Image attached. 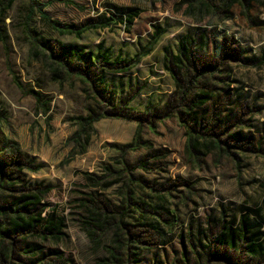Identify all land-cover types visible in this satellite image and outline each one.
I'll return each instance as SVG.
<instances>
[{"label": "rangeland", "instance_id": "rangeland-1", "mask_svg": "<svg viewBox=\"0 0 264 264\" xmlns=\"http://www.w3.org/2000/svg\"><path fill=\"white\" fill-rule=\"evenodd\" d=\"M38 1L48 5L43 13L51 20L75 26L118 18L134 9L141 12L131 27L118 25L91 30L81 38L61 35L39 13L33 15L31 28L43 40H59L93 52L98 51V44L104 43V49H109L113 58L133 57L151 40L155 27L167 30L133 71L107 75L115 86L124 88L130 82L146 81L145 90L132 104L137 111L143 112L148 100L156 103L172 93V77L162 68L163 48L170 46L176 50L179 39L193 34L197 27L216 28L217 53L222 36L229 34L240 41L241 50L249 60L259 62L264 58L263 0H251L249 5L235 1L230 9L232 20L225 19L224 13L213 11L219 0ZM201 2L209 5V10ZM7 3L8 0H0V129L37 164H45L39 173L28 174V180L53 186L46 198L49 206L45 216L63 219L65 226L63 239L41 241L30 237L27 243L42 247L44 252L52 249L60 252L68 264H104L105 242L97 245L82 231L79 218L84 212L77 200L94 191L87 187L85 173L101 175L106 169H120L114 159L120 154L119 148L134 141L138 123L105 119L78 138L81 131L78 119L97 113L98 107L85 97L80 83L56 81L32 48L24 33L29 0H13L10 7ZM230 67L231 79L226 81L229 86H223L231 91L232 97L223 110L222 122L234 119L244 106L248 110L244 111L243 134L253 138L252 146L264 150V63L248 66L232 63ZM30 90L39 95V101L26 93ZM215 102L203 107L201 112L208 116ZM141 136L151 143V149L127 151L125 161L134 166L147 159L149 166H158L159 170L138 169L134 176L159 188L177 181L187 182L193 187V194L183 201L170 197L167 191L152 194L151 190L138 187L145 201L178 209L177 225L166 227L157 248L143 251L140 264H175L183 258L195 263V251L207 244L208 222L219 219L223 213L229 222L233 217L250 214L251 220L261 224L264 230V156L232 146L231 155L214 150L202 157L203 161H192L186 152L185 130L176 119L158 123L155 132L144 125ZM158 153L166 156L154 158ZM184 188L179 185V193H174L184 196ZM116 189L114 186L105 192L115 203L119 201ZM15 263L21 264L18 260Z\"/></svg>", "mask_w": 264, "mask_h": 264}, {"label": "trees", "instance_id": "trees-1", "mask_svg": "<svg viewBox=\"0 0 264 264\" xmlns=\"http://www.w3.org/2000/svg\"><path fill=\"white\" fill-rule=\"evenodd\" d=\"M215 1V0H213ZM235 1L249 5L251 0H219L213 11L224 13L225 19L232 20L230 11ZM264 1V0H263ZM30 9L24 22V33L32 48L38 52L54 79L61 84L80 83L85 97L92 101L98 111L91 112L87 118H79L81 130L77 137L93 130V125L105 119H121L138 123V132L132 143L119 148L120 154L114 161L119 170L106 169L101 175L85 173L87 187L94 191L84 194L77 200L84 212L79 222L82 231L97 245L105 242L107 257L104 264H140L145 250L157 248L165 235L166 227L171 229L178 223L177 208L173 206H156L145 201L143 191L152 194L167 191L172 198L189 200L193 187L187 182L177 181L171 185L157 187L134 176L136 170H159L158 166H149L144 159L131 166L125 161V152L151 149V143L143 140L141 128L146 125L155 132L157 124L176 119L185 130L187 138L186 152L195 162L203 161L212 151L231 155L229 148L238 147L243 151L257 152L264 156V150L252 146L253 138L243 134L244 106H241L234 119L222 122L223 110L229 105L232 93L223 84L231 79L232 63L244 66L260 65L244 56L240 41L234 36L224 34L220 50L217 53L216 28L197 27L193 34L182 36L176 50L170 46L163 48L162 68L174 84L171 94L162 97L159 102L148 100L144 111H137L132 106L136 98L145 90L143 83H127L126 87L115 86L107 75L129 74L143 59L150 55L160 37L167 33L161 27H155L151 40L133 57L113 58L104 43L98 44V51H86L75 44H64L59 40H43L31 28V19L35 12L46 20L51 28L61 35L81 38L91 30L109 29L112 26L131 27L139 17L134 9L118 18L106 21H89L84 26L60 24L43 13L48 6L38 0H29ZM13 0H8L7 6ZM200 4V3H199ZM200 5H209L201 2ZM248 11V7L245 8ZM212 49V50H211ZM16 83L22 88L20 82ZM39 101V95L27 91ZM216 101V102H215ZM215 102L211 113L206 116L201 109ZM225 145V146H224ZM19 144L9 139L0 129V264H68L60 252L27 243L30 237L41 241L60 240L65 234L64 220L46 217L49 206L46 202L53 186L43 182H31L28 174H37L45 164L21 150ZM162 154L153 155L154 158ZM184 185L186 194L178 196L177 187ZM117 186L119 198L117 203L110 200L105 192ZM175 192V193H174ZM151 197L152 196H148ZM166 197V196H165ZM164 197V199H165ZM167 198V197H166ZM168 199V198H167ZM166 200V199H165ZM206 232V245L195 251V263L186 258L175 264H264V230L261 224L251 220L250 214H243L238 219L227 220V215L209 221Z\"/></svg>", "mask_w": 264, "mask_h": 264}]
</instances>
